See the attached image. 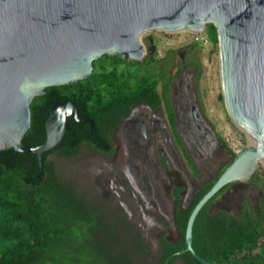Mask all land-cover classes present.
Wrapping results in <instances>:
<instances>
[{
  "label": "trees",
  "instance_id": "obj_1",
  "mask_svg": "<svg viewBox=\"0 0 264 264\" xmlns=\"http://www.w3.org/2000/svg\"><path fill=\"white\" fill-rule=\"evenodd\" d=\"M205 31L211 43L217 45L213 24L208 23ZM145 43L148 52L142 60L104 54L93 61L92 72L85 79L46 87L43 94L31 100L30 126L21 138L22 145L44 142V122L57 99L72 101L78 117L91 120V124L70 119L63 138L43 153L39 179L36 154L11 147L0 150V264H149L150 249L137 228L108 210L103 201L87 200L80 187L58 174L49 157L52 153L74 155L84 143L95 150L111 152L109 133L139 102L156 108L164 101L173 123L168 93L175 57L168 53L157 58L155 50L150 53L154 44L151 34L145 37ZM229 152L233 158L235 154ZM214 181L200 188L188 208L176 210L180 235L174 240L160 236L158 264L173 253L168 264L176 259L184 264H203L184 251V232L192 208ZM249 181L262 185V196L256 203L239 199L236 213L220 208L210 211L212 201L224 187L197 214L192 246L204 259L264 264V173L257 170ZM174 195L180 203L178 189ZM104 208L113 215L111 226L102 217ZM115 228L123 233L118 240Z\"/></svg>",
  "mask_w": 264,
  "mask_h": 264
},
{
  "label": "water",
  "instance_id": "obj_2",
  "mask_svg": "<svg viewBox=\"0 0 264 264\" xmlns=\"http://www.w3.org/2000/svg\"><path fill=\"white\" fill-rule=\"evenodd\" d=\"M208 23L216 30L227 114L249 141L192 208L184 251L203 264H230L201 257L192 246V227L214 195L264 166V0H0V150L36 154L39 179L43 153L63 138L70 119L91 120L80 119L72 101L57 99L44 122V142L22 145L34 96L85 79L104 54L142 60L146 32H202Z\"/></svg>",
  "mask_w": 264,
  "mask_h": 264
},
{
  "label": "rangeland",
  "instance_id": "obj_3",
  "mask_svg": "<svg viewBox=\"0 0 264 264\" xmlns=\"http://www.w3.org/2000/svg\"><path fill=\"white\" fill-rule=\"evenodd\" d=\"M150 34L154 37V44L152 45H154L156 54L157 51L159 52V55H156L157 58H163L168 53H172L175 57L174 65L170 71L174 76L169 84L168 102L172 108L177 109L175 122L171 123L172 125H169L166 120L165 102H162L161 107L153 112L148 110L153 125L156 126L159 123L162 126L163 123L169 131L170 139L178 131L187 141L188 131L191 128L197 130L192 120L194 114V116L199 117L196 123L204 131L202 141H206L205 143L213 149L214 154L221 150L217 148L221 140L226 142L228 151L231 150L233 153L235 148L247 144L248 135L229 118L225 108L220 82L217 45H213L210 40L206 43L196 40V35L199 34L193 35L188 31L163 32L154 30L141 36V41L147 51L145 37ZM201 34L205 37L204 34L207 33L204 30ZM193 44L196 46H192ZM199 69L201 73L198 75ZM185 84H187L186 87ZM158 90H161V85L158 86ZM183 90L189 96L186 100H182L184 95L180 98ZM191 106L194 107V113ZM174 130L177 131L174 133ZM118 133L119 129L110 135L109 141L112 147L121 143ZM117 155L121 158L113 154L108 155V158L99 160L92 149L81 146L74 155L62 157L57 153H52L49 157L58 174L80 187L87 200L92 202L103 201L108 210L118 216L125 217L128 224L134 225L150 249L149 264H158L160 236L163 235L168 240L179 237L180 234L175 221L176 209L188 208L193 195L198 188L208 181L210 175H197L198 173H195L187 165L186 171L190 173L192 183L187 181V183H183L182 188H178V190L180 189L178 193L180 203L174 211L172 207V202L175 199L174 190L169 189V201L162 202L163 207L157 205L153 196L152 175H133L126 165V153L121 150ZM181 155L186 156L184 152H179L180 158ZM215 159L222 162L226 159V154L222 151L215 156ZM181 160L184 162L182 158ZM198 165L199 168H202L201 162ZM113 168L118 175H102L103 172H110ZM258 170L264 173V166ZM169 177L172 180V175ZM141 180L145 184L144 189L140 186ZM261 189L262 185L256 181L237 182L221 192L212 201L210 211L220 208L236 213L240 207L239 199L256 203L262 196ZM145 192L148 193V196L145 195ZM150 201L153 205L149 204ZM100 207L103 208V206ZM108 210H104L102 217L111 226L113 215ZM113 231L117 240L123 235L118 228ZM173 264L184 263L181 259H176Z\"/></svg>",
  "mask_w": 264,
  "mask_h": 264
},
{
  "label": "flooded vegetation",
  "instance_id": "obj_4",
  "mask_svg": "<svg viewBox=\"0 0 264 264\" xmlns=\"http://www.w3.org/2000/svg\"><path fill=\"white\" fill-rule=\"evenodd\" d=\"M179 85H181V83H179ZM186 85L187 84H185V87ZM183 95L184 97L182 98ZM188 97V93L185 92V90L181 91L180 98H182V100H186ZM161 105L153 108L147 102H139L131 106L128 114L109 133L108 138L110 139L111 133L119 129L118 135L121 142L118 146L112 147L111 152L108 153L101 150H95L87 143L82 144V146H87L92 149L99 160L108 158V155L113 154L117 157V153H120L121 150L124 151L126 153V165L132 171L133 175H152L153 196L156 199V204L163 207L162 202L169 201L170 188L175 190L182 188L184 185L183 183H187V181L188 183H192L190 173H187L186 171L187 165H189L195 173H198L197 175H210L207 181L210 182L218 177L223 169L229 164V160H232V156L222 140L217 146V148L221 150L215 154L213 149L209 148L205 143L206 141H202L204 131L196 123L198 122L199 117L194 116V114L192 120L194 122L193 125L197 130L191 128V130L188 131V134L186 135L188 138L187 141L177 130H174V133L177 132L174 134L173 138L170 139L169 131L166 126L163 123L162 126L159 123L154 126L153 120L148 113V110L153 112L154 110L159 109ZM164 110L167 123L172 125L166 105ZM171 110L173 113V122H175L177 109L172 108L171 106ZM191 110L194 113L193 106H191ZM177 138L179 141H177ZM177 149L180 153H185L186 156L181 155L184 162H182L179 157ZM222 151L226 154V159L222 162H218L216 161L215 156ZM118 157L121 158V156ZM199 162H201L202 168H199ZM102 175L118 174L113 168L110 172H103ZM169 175H172V180ZM140 186L143 189L145 188L143 180H141ZM231 186L228 184L225 186L224 190ZM200 188H198L195 194L200 191ZM179 191L180 189L178 190V193ZM145 195L148 196V193L145 192ZM149 204L153 205L151 201ZM177 206H179V203H177L175 198L172 202L174 211Z\"/></svg>",
  "mask_w": 264,
  "mask_h": 264
},
{
  "label": "built area",
  "instance_id": "obj_5",
  "mask_svg": "<svg viewBox=\"0 0 264 264\" xmlns=\"http://www.w3.org/2000/svg\"><path fill=\"white\" fill-rule=\"evenodd\" d=\"M163 32H165V31H163ZM190 33H193V35L194 34H199V35H196V40H200L201 42H203V43H206L207 41H209V37H208V35L207 34H204L205 35V37L201 34V32H190ZM157 55H159V52L157 51ZM237 149H239V148H235V150H237ZM234 150V151H235Z\"/></svg>",
  "mask_w": 264,
  "mask_h": 264
},
{
  "label": "bare ground",
  "instance_id": "obj_6",
  "mask_svg": "<svg viewBox=\"0 0 264 264\" xmlns=\"http://www.w3.org/2000/svg\"><path fill=\"white\" fill-rule=\"evenodd\" d=\"M167 32H171V31H167ZM228 130H229V132H230V129L228 128ZM233 145H235V144H233Z\"/></svg>",
  "mask_w": 264,
  "mask_h": 264
}]
</instances>
